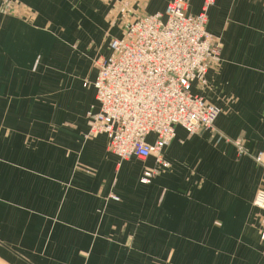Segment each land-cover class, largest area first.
<instances>
[{"label":"crops","instance_id":"obj_1","mask_svg":"<svg viewBox=\"0 0 264 264\" xmlns=\"http://www.w3.org/2000/svg\"><path fill=\"white\" fill-rule=\"evenodd\" d=\"M18 1L52 9L50 0ZM168 1L141 0V15L163 13ZM201 3L189 0L188 14ZM93 16L89 42L99 47L104 20ZM206 30L221 45L206 75L215 130L176 127L162 154L169 166L144 184L154 156L120 160L104 134L86 137L87 113L99 108L80 80H94L91 59L54 67L69 57L67 41L0 15V264H264V213L252 205L261 166L232 143L264 152V0H215Z\"/></svg>","mask_w":264,"mask_h":264},{"label":"built area","instance_id":"obj_2","mask_svg":"<svg viewBox=\"0 0 264 264\" xmlns=\"http://www.w3.org/2000/svg\"><path fill=\"white\" fill-rule=\"evenodd\" d=\"M214 3L202 0L199 12L190 15L189 0H169L163 13L137 15L110 39L108 56L99 60L92 82L99 108L87 113L86 137L104 134L108 151L120 160L154 156L157 167L145 169L141 183L169 166L162 154L176 127L188 135L215 130L218 108L193 91L220 60V41L206 30ZM232 143L238 156L264 167V152L252 154L241 138ZM252 205L264 211V188L256 190ZM260 239L264 245V226Z\"/></svg>","mask_w":264,"mask_h":264},{"label":"rangeland","instance_id":"obj_3","mask_svg":"<svg viewBox=\"0 0 264 264\" xmlns=\"http://www.w3.org/2000/svg\"><path fill=\"white\" fill-rule=\"evenodd\" d=\"M50 2L52 4L50 3L49 7L52 9L43 12L42 11L38 12L35 10H30L28 6L24 5L18 0H13V2L11 3L3 2L2 0H0V15L6 18L10 17V18L23 19L31 23L33 21V24L36 25L38 29H41L49 33L50 35H52L54 39L63 38L65 42L67 41L69 57L67 59L64 58L60 59V57L54 58V65H53L54 67L64 66L67 64V66L69 65L70 68L72 67H74L75 69L80 68L82 67V64L76 58H74L78 56L80 58L91 59L90 65H88V68L91 71H94V69L98 67L99 59L104 57L102 54H99L98 56V53H101L100 51L103 50L104 47L105 50H107V46L110 39L114 38L115 34H113L112 31H116L120 35L122 33L124 26L127 23H129L131 20H133L135 16L141 15V13L143 12L140 11L141 0H69L70 7L74 6V4L77 2H81L80 4L83 5L79 10L78 9L75 10L74 8L73 9L70 8L67 10H58L56 8H59L61 6L59 5V0H50ZM98 3L101 4V8L98 12L95 9L88 8V6L90 5L97 7ZM97 13H100V16L102 18L101 20H104V24H102L101 27L104 33L102 34V40L99 47H97L99 43L93 44L89 42V39L91 38L92 34L95 33L94 28H96L95 25L96 22L87 25L88 20L93 21L94 20L93 14H97ZM44 20L49 21L51 23L50 24L48 22L45 23ZM59 42L62 45H65L64 42L61 41ZM94 45L96 47V50H98V52L96 54V57L93 58V55L90 57L91 55L90 50L92 49L94 50ZM72 54H75L76 56ZM219 62H215L211 64L208 71L212 67L218 66ZM206 75H205V79H206ZM80 80L84 88L93 90L92 88L93 80H89L86 78H81ZM195 84L197 87L193 91L195 93L202 95L207 101H209L206 97V90L208 89L207 82L205 84H200V83H195ZM258 165L261 166V171H262L261 188H264V167L261 164ZM259 211H263V210H259ZM263 226L264 224L262 225V227ZM260 242H262L261 239Z\"/></svg>","mask_w":264,"mask_h":264}]
</instances>
